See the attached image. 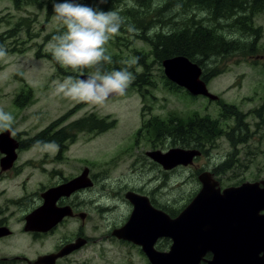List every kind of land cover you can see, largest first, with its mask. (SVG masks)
Segmentation results:
<instances>
[{
	"label": "rangeland",
	"instance_id": "1",
	"mask_svg": "<svg viewBox=\"0 0 264 264\" xmlns=\"http://www.w3.org/2000/svg\"><path fill=\"white\" fill-rule=\"evenodd\" d=\"M47 1L41 0V4L36 5L24 3L17 8L13 0H0V35L13 28L21 19L28 20L29 27L23 28L18 38L6 40L3 48L7 55L0 58V109L11 113L14 118L12 135L18 140L30 138L63 117L65 120L59 123L57 129L90 116L98 121H105L108 126L114 124L102 135L88 130L80 133L76 143L71 146L68 162L63 166L49 160L41 167L46 151L40 148L18 151L19 158L15 167L0 175V220L8 223L12 231L10 236L0 239V264H26L20 258L26 256L31 260L36 259L38 255L65 243L66 239H72L73 233L80 226L84 228L86 236L96 241L93 242L94 245H101L108 251L109 257L118 262L116 264H121V252L106 239V230L107 219L110 218L112 222L121 221V213L124 211H112L110 217L103 205H120L112 200L123 195L125 188L144 190L157 200L172 204L173 212H177L200 189L197 180L200 169L214 170L219 178H224L225 187L264 179V113L262 117H258L255 112L264 107V12L254 18L255 26L262 29L256 54L254 52L250 58L231 56L209 62L204 73L214 72L211 71L214 67L219 69V73L207 83L210 93L218 96L217 101L193 96L185 89L171 85L163 66L158 65L150 54L147 43L118 33L106 45V53L116 55L127 67L138 62L137 53L147 56L151 85L143 87L146 95L130 85L124 96L109 99L103 106H89L52 94L54 81H62L70 75H89L90 72H73L68 69L65 74L60 75L55 64L44 57L52 54L48 49L52 37L63 31V26L53 20V15L48 17ZM132 3L135 6V0ZM162 4L163 0H156L154 6ZM123 6H128L126 0L122 8ZM192 16L203 20L204 24H216L205 11L195 7L176 6L164 14L162 26L154 30L170 32L183 18ZM224 22L222 20L219 24L225 25ZM220 32L230 37L225 26H222ZM12 47H16L18 51H11ZM134 60L136 63H130ZM137 72L142 73L143 68L137 67ZM29 89L32 90V100L24 107H18L15 104L16 98L24 90L26 95ZM220 103L235 106L239 113L245 115L243 129H248L249 138L246 144L237 146V150L226 134L233 130V137H244L246 134L235 136L237 122L234 118L224 119L221 116ZM206 118L216 120L219 126L215 141L204 142L202 149L206 152V157L197 160L195 166L174 171L172 176L169 175L168 183L160 188L159 181L163 179V174L142 161L141 154L160 143L159 134L171 132L172 129L163 128V123L167 125L176 120L178 125L185 126L191 119ZM156 120V128H146L147 125L156 124ZM140 132L141 135H138ZM168 144H172V148H192L183 146L173 138L168 140ZM233 152H239L235 161ZM47 154L50 158L53 157L51 150ZM1 157L2 155L0 159ZM86 158L90 159L92 164L88 163L96 176H106L104 180L99 179L93 190L74 200L84 212L89 213L87 221L84 224L80 220L68 222L53 235L39 239L27 235L24 232L25 213L37 205L43 186L49 183L42 169L72 172L85 164L82 161ZM232 162L236 165L233 166ZM219 163H222L221 168L216 170L215 166ZM34 165L38 168H34ZM28 175L30 180L26 179ZM149 177L152 181L148 180ZM144 180L147 184L141 188ZM90 250L89 247L84 253L87 254ZM66 264L74 263L69 260ZM92 264L102 263L92 261Z\"/></svg>",
	"mask_w": 264,
	"mask_h": 264
},
{
	"label": "water",
	"instance_id": "2",
	"mask_svg": "<svg viewBox=\"0 0 264 264\" xmlns=\"http://www.w3.org/2000/svg\"><path fill=\"white\" fill-rule=\"evenodd\" d=\"M162 66L165 76L191 95L204 96L212 101L219 99L208 90L207 83L202 79V68L188 58L177 56L166 59ZM86 76L85 74L80 78ZM115 97L117 96L112 98ZM18 148V142L12 137V129L0 134L2 171L13 168L18 159ZM200 154L199 150L173 148L166 154L157 151L149 153V156L169 170L192 165ZM84 177L85 174L45 192L42 195L44 204L26 218L24 231L48 232L64 217L72 215L70 207H57L56 204L60 198L90 187V184L85 183ZM199 179L203 183L202 190L175 219L152 208L147 197L128 193L127 197L134 204V211L128 224L117 230L116 234L125 237L128 232L132 237L137 236L133 241L143 245L152 264H171L165 254L153 249L155 239L170 236L174 242L173 254L170 255L173 256L172 264H198V250L187 249L186 245H197L202 237L199 229L203 228L212 236L209 243L219 246L227 238L229 245H232L231 250H219L222 264H264L256 256L259 251H264V215L260 214L264 210V181L261 184L244 183L239 187L221 190L219 183L209 173L201 174ZM11 234L8 227H0V239ZM83 244L84 240L79 239L76 243L67 245L59 254L40 257L36 264H54L58 258L70 254ZM187 255L195 257L187 260Z\"/></svg>",
	"mask_w": 264,
	"mask_h": 264
},
{
	"label": "trees",
	"instance_id": "3",
	"mask_svg": "<svg viewBox=\"0 0 264 264\" xmlns=\"http://www.w3.org/2000/svg\"><path fill=\"white\" fill-rule=\"evenodd\" d=\"M156 0H135L134 7L123 6L124 0H106L105 3L99 4L97 0H81L82 3L94 8H100L104 11L119 10L120 15L124 18V26L121 27L119 33L126 36H131L136 40H141L150 46V54L153 55L155 62L162 65L166 59H171L177 56H184L190 61L196 63L203 69V80L208 83L218 73V67L211 69L209 73H204L213 59L219 60L235 57L250 58L257 50V45L262 38L261 27L255 26V16L264 12V0H163V4L154 6ZM15 6L20 8L22 4L25 5L41 4V0H13ZM53 0L47 1L48 17L53 15L52 10ZM176 6L182 8L195 7L198 10L207 12L210 19L215 21V25L204 24L203 20H197L196 16L183 18L180 23L170 32L154 31L152 37L147 33L149 30L162 26L164 21V14L170 12ZM225 21V25L219 24L220 21ZM28 20L21 19L13 28L0 35V46L5 47L6 40L18 38L17 36L23 28L28 27ZM131 25L135 31L129 32L128 26ZM222 26L228 28L230 37L221 33ZM29 33V31H28ZM11 51H18L16 47H12ZM258 52V51H257ZM255 52V54L257 53ZM107 54V53H106ZM108 55V54H107ZM112 58V63L105 64L106 71L119 70L128 68L135 77L132 86L136 87L143 95H146L144 86L151 85V74L149 73V64L147 63L145 55L137 53L138 62L131 64L130 67L125 65L121 59L116 55H109ZM51 60L60 75L65 74L66 69L62 68L52 57V54L44 55ZM137 67H142L143 72L138 73ZM70 70V69H69ZM223 70V69H220ZM93 70L85 69L80 72L89 73ZM171 85H173L171 83ZM32 100V90L29 89L25 95V90L18 95L15 104L18 107H24L28 101ZM221 105V116L226 118H234L237 122V133L239 136L233 137L232 133L226 134L228 140L233 145L246 144L248 129L245 127V115L239 113L235 106H230L224 103ZM258 117H262L264 107L255 111ZM65 117L53 122L45 130L37 134L34 138L28 140L29 147L37 146V142H63V133L71 132L72 129L76 132H94L95 130L104 132L112 128L113 124L108 126L105 121H98L94 116H90L82 121H79L67 129L61 130L56 136H50L49 133L54 130L57 124L63 122ZM176 121V120H175ZM171 121L167 125L162 124L165 129H172V138L181 143L185 147L200 148L204 142H214L218 137L217 121L206 119H191V121L183 126L178 125L177 122ZM171 123V124H170ZM155 128L158 126L156 120ZM154 125H147L146 128L154 127ZM93 126L92 129L89 127ZM99 126V127H98ZM98 128V129H97ZM2 129H0L1 131ZM223 135L222 133L220 134ZM237 138L238 140H236ZM21 149H25V144L21 145ZM227 164V163H226Z\"/></svg>",
	"mask_w": 264,
	"mask_h": 264
},
{
	"label": "flooded vegetation",
	"instance_id": "4",
	"mask_svg": "<svg viewBox=\"0 0 264 264\" xmlns=\"http://www.w3.org/2000/svg\"><path fill=\"white\" fill-rule=\"evenodd\" d=\"M72 124H75V123H70L69 125L72 126ZM69 125H67L63 128L61 127V129H57V127L59 126V124H57V126L54 128L53 131H51V133H49V135L50 136H56L61 130L67 129ZM155 126L156 125H154L153 128H155ZM89 128L92 129L93 126H90ZM42 131L43 130L39 131L37 134H39ZM95 131L94 132L96 134H99V135H102L103 133H105V132H100L97 130H95ZM2 132H4V131H0V134ZM12 133H13V131H12ZM80 133H82V132H76L73 129L71 132L63 133V142H55L58 145V148L51 150V152L53 154L52 158H50L47 154V152H50V150H47L45 152V154L42 158V161L44 163L41 165V167H43L45 164H47L46 162L49 160H50V162L58 163L60 166H63L64 163L68 162V159L70 157L71 146L76 143L77 137ZM170 133L166 132V133L159 134L158 138L160 137V143L154 145L149 151H144L141 154L142 161H146L148 163L149 167H155L156 169H158L163 174V179L161 181H159L160 188H163L168 183V177H169V175L172 176L174 171H176L178 169H183V168L195 166V163L197 160H199L200 158L204 159L206 157V152L202 149L203 146L205 145V143H202L201 149L200 148H193V147L192 148H186L189 150H199L201 153L200 156H198L194 159V162L192 165L187 166V167L178 166L176 168L169 169V170L165 169L163 167V165L158 163L154 158H151L149 156V153L159 151L163 154H166L171 149H173L172 148L173 145L168 144V140L170 138H172ZM37 134H35L34 136H32L30 138H27V139L23 138V139H19V140L16 139L12 135V137L19 144V148L17 149V153L20 150H24V149H21L22 144H25V151H29L33 148H38L37 146L29 147L30 144L27 142L28 140L34 138ZM138 135H141V132ZM239 145H233L235 147V150H237L236 147ZM238 154H239V152H233L232 153V155L235 156L234 161H235L236 157L238 156ZM0 155H2V157H3V154L0 153ZM2 157H1V159H2ZM18 158H19V154H18ZM74 158H75V154H74ZM1 159H0V162H1ZM82 162H85V164H83L81 167H76V169L72 172H69L66 170H60V169H53L50 171H47L46 169H42V172H43L45 178L48 180L49 183L47 185L43 186V190H41L40 196L37 200V202H38L37 205L25 213L24 225H26V218L33 211H35L37 208H39L40 206H42L44 204V198L42 197V195L45 192H47L48 190H50L51 188H55L57 186H61V185L67 184L69 182H72V181L76 180L77 178L82 177L84 174H85V177H84L85 183L90 184L91 186L87 187L85 189L75 191L70 196H68V197L64 196L57 201V204H56L57 207H67V206L70 207L71 211H72V215L64 217L55 227H53L48 232H26V231H24L27 235H30L34 239H39V237H43V236L46 237L49 235H53L59 227L66 225L68 222L70 223L73 221H79L80 220L84 224L87 221V219L89 217V213L84 212L82 210V207L78 203H76L74 200H75V198L93 190V188L97 185V182L99 181V179L104 180V178H106V176H103V177L96 176V174L93 172L94 170H93L92 166L88 163V162L91 163L90 159L86 158ZM233 163L234 162H232L231 164H233ZM26 164H27V162H26ZM221 165H222V163H219V165H216L217 167L215 166V169L216 170L220 169ZM234 165H236V164H233V166ZM133 166L135 167L136 163H134ZM14 167H15V165L13 166V168ZM26 167H28V166H26ZM0 168H1V165H0ZM34 168H38V166L34 165ZM9 171L10 170L2 171V169H1L0 175H3V172H4V174H6ZM204 173H209L211 175V178L214 181L219 183L218 187L221 190H225V189L230 188V187H239V186L243 185L244 183H251V184L259 183V184H261L264 181V179H261L259 181H255V182H243L241 184L237 183L236 185L225 187L224 178H219V175H217V173L214 170L204 168V169H200L199 173L197 175V180L199 181V184H200V187H199L200 189L197 191V194L203 188V183L200 181L199 176L201 174H204ZM150 178L151 177H149L148 180ZM26 179L30 180L29 175L26 177ZM150 181H152V179H150ZM146 184H147V182L145 180L142 181L141 188H144L146 186ZM128 193H134V194H138L142 197H147V199L149 200V204L152 208L159 210V211H162L170 219L177 218L181 214V212L192 202V200L195 198V196L197 194L191 200H189V202L187 204L184 205L182 210L177 211V212H173L172 204H169L168 202L163 203L164 201L157 200L156 198H154L150 194H147L148 192H145L144 190H139L135 187L125 188L123 195L112 200L113 202L119 203L120 205L113 206V205H109L108 203H105L103 205L104 210L107 211L108 215L110 214V217H111L110 212H112V211L113 212L116 210H118L120 212H122V210L124 211L123 213H121L122 218H123L121 221H115L114 220L112 222L110 218L107 219V230H106L107 231L106 239L111 242L112 247L117 248L118 251L121 252V256L123 259L121 261V264H152L147 253L144 250L143 245L133 241L137 238V236L132 237V236H130L131 234H129L128 232H126L125 237H121V236H118L116 234L117 230L123 229L128 224V222H129V220L133 214V211H134V204L131 202V199L129 197H127ZM20 203H22V201ZM144 206H145V208H148L146 205H144ZM260 214L264 215V210L261 211ZM105 218H107V217H105ZM0 227H8L10 229L8 223H6L4 220H0ZM199 230L201 231V234H202V237L200 239L201 243L199 242L197 245H194V244L193 245H186V248L187 249L193 248V249L198 250V255H197L198 264H222V262L219 259V254H218L219 250H223L221 248H224L226 250H228V249L231 250V249H233L232 245H229L227 238L224 239L225 242L222 243L223 246L222 245L218 246V245L212 244V242L209 243V241L212 240V236L207 232V230H204L203 228L199 229ZM73 236L74 237L72 239H70V240L66 239L65 243L58 244L51 251L38 255L36 257V259H34V260H31L29 257H26V256L22 257L20 259L23 262H25L26 264H36L37 260L40 257L53 255V254L54 255L59 254L63 250V248H65L67 245L74 244L79 239H82V240H84L83 245H81L77 249L73 250L70 254L65 255L61 258H58L54 264H66V262L69 260H71L74 264H92V261H100L102 264H116V263H118L117 261L112 260L109 257L108 251L103 249L101 245H94L93 244V242H96V241L93 240L92 238L90 239L89 236L85 235L83 227H81V226L78 227L76 229V232L73 233ZM173 246H174V242H173L172 237L162 236V237H159V238L154 240L153 249L155 252L165 254V257H167L168 261L172 264L173 263V256H170V255L173 254L172 253ZM89 247L91 248V250L87 254H85L84 252ZM256 256L258 257L259 260L261 259L260 261L262 263H264V251H259L256 254ZM191 257L194 258L195 255H193V256L187 255L186 259L192 260Z\"/></svg>",
	"mask_w": 264,
	"mask_h": 264
},
{
	"label": "clouds",
	"instance_id": "5",
	"mask_svg": "<svg viewBox=\"0 0 264 264\" xmlns=\"http://www.w3.org/2000/svg\"><path fill=\"white\" fill-rule=\"evenodd\" d=\"M97 2L103 4L106 0ZM126 3L128 7L134 6L132 0ZM52 10L53 20L63 26V31L54 35L48 44L55 62L73 72L93 70L85 78L70 75L62 81H54L52 94L89 106H103L113 96H124L135 79L133 73L128 68L104 69L105 64L112 63L111 56L106 54V45L125 23L119 10L104 11L81 0H53ZM128 31L135 29L129 25ZM154 31L149 30L147 35L152 37ZM6 55V50L0 46V58ZM13 120L11 113L0 109V129L11 131ZM37 147L47 151L57 149L58 145L54 141H38Z\"/></svg>",
	"mask_w": 264,
	"mask_h": 264
}]
</instances>
